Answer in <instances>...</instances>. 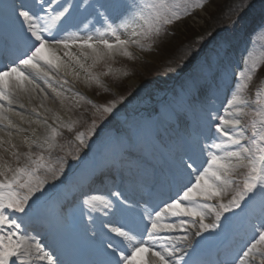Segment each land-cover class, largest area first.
<instances>
[{
    "label": "snow or ice",
    "instance_id": "1",
    "mask_svg": "<svg viewBox=\"0 0 264 264\" xmlns=\"http://www.w3.org/2000/svg\"><path fill=\"white\" fill-rule=\"evenodd\" d=\"M205 2L0 0V131L7 130L8 137L5 141L0 136V264H206L202 256L210 241L226 246L224 256L214 264H264V91L258 88L251 97L247 93L264 64L250 50L252 36L264 31V25L249 35L238 63L231 59L229 36L221 37L202 59L186 95L202 92L219 98L224 94L226 99L218 108L198 106L190 99L179 102L191 115L188 131L176 143L173 162L152 173L146 196L137 199L124 189L100 194L89 183L91 172L99 166L89 161L100 139L98 129L103 130L101 123L127 96L95 104L75 92L76 106L79 99L87 100L99 120L76 130L78 120L59 123L57 116L48 124L45 118L50 131L30 142L25 137L28 151L21 153L12 142V129L25 131L13 123L14 117L24 120L14 104L24 95L30 98L35 89L44 92L33 76L58 98L68 99L65 92L78 82L107 91L101 77L113 70L108 66L96 72L98 64L117 55L135 59L130 51L133 45L151 50L145 41H153ZM82 12L94 16L95 22L81 21L83 28L74 23ZM238 23L239 17L229 27ZM83 30L85 35L80 34ZM91 32L95 34H87ZM204 39L198 38L197 43ZM185 62L182 57L178 67ZM32 111L42 115L35 108ZM245 117L249 119L242 123ZM65 129L74 133L66 142L72 148L60 142ZM127 145L124 137L103 144L98 152L100 165L110 169L131 165L125 156ZM69 160L82 166L79 175L68 174ZM58 186L66 191L51 209L50 222L59 243L54 240L46 248L22 225L26 218L49 211L43 201ZM66 202L72 205L67 212ZM73 208L78 217L72 215ZM77 219L92 251L87 260L80 258L83 246L72 234Z\"/></svg>",
    "mask_w": 264,
    "mask_h": 264
},
{
    "label": "rangeland",
    "instance_id": "2",
    "mask_svg": "<svg viewBox=\"0 0 264 264\" xmlns=\"http://www.w3.org/2000/svg\"><path fill=\"white\" fill-rule=\"evenodd\" d=\"M89 2H97V0H89ZM98 2L104 3L107 0H98ZM257 2V7L249 8L248 11L242 13L239 17L241 7L234 5L232 0H206L204 7L193 8L189 15L183 16L167 26L153 41H145L146 47L149 44L151 45V50H142L133 45L130 51L135 59L117 55L113 59L98 64L94 69L96 72H104L108 66L113 70L112 74L101 77L108 88L107 91L97 87L95 84L89 88L78 82L70 85L72 88L71 92H65L68 99L58 98L52 89L43 83L44 88L42 82L40 84L39 80H35L32 77L35 83L44 89V92H40L39 89L33 91L32 99L34 101L30 108L33 120L26 115L23 116L24 120L21 122H17L18 120L13 121V123L18 125V128H22L25 131L20 132L17 129H12V142L17 145L21 153L28 151L24 143L25 137L30 142L32 139L37 138L38 135L43 138L50 131L44 123L45 118H47L48 124H53L57 116L59 117V123L78 120L80 123L76 130L86 129L92 119L99 120V116H93L95 109L93 104L88 103L87 100L75 97V99H79V106H76L73 97L75 92L81 93L95 104H104L121 95L127 96V100H129V102H125L127 105L124 103L119 104L113 114L101 123L103 130L100 131L98 129L100 139L96 141L93 152L89 153V159H98L99 149L112 138L124 137L129 141L132 128H139L145 123L156 121L160 117L162 109L178 105L181 100L190 99L195 102L199 98H197V95H186L191 85L190 81L192 82L194 77H196L194 70L189 74L190 70L194 67H199L202 59L221 37H232V43H237V46H235L237 55L241 54L248 42L249 35L260 28L261 25H264V0H258ZM188 3L194 4L196 0H188ZM245 14L248 15L247 18ZM236 16L239 17V23L236 27H229L232 21L237 20ZM235 17L236 19L233 20ZM89 20L94 23L95 17L90 15ZM83 22H87V19H83ZM217 23L223 27L218 33L215 30ZM241 25L242 32L240 31ZM96 27L103 31L100 26L96 25ZM209 33H212L211 37H208L207 34ZM80 34L85 35L86 30L81 31ZM87 34L94 35L95 33ZM121 37L127 38L123 32H121ZM200 37L205 38L203 43H197ZM195 49H199V51H195ZM250 50L254 58L258 60L264 59V31H256L252 36ZM182 57H184L186 62L184 67L180 68L178 65ZM192 63L193 65H191ZM183 75L184 77L182 78ZM57 79L59 80L61 77L57 76ZM258 88L264 91V64L258 69L247 89L248 95L251 97ZM59 90L65 91L64 88H59ZM44 93H47V97H45ZM62 100L63 103H61ZM220 101L224 100L221 99ZM220 105L221 103H219V107ZM33 108L42 115L38 117L33 113ZM246 111H251V109H246ZM248 119V117H245L242 123L247 122ZM33 130L37 133V136H33ZM173 131L176 132L178 129L173 126L169 133ZM73 135L74 133H69L66 129L63 130V136L59 138L60 142L65 144L66 148H72L73 145L66 142L70 141ZM0 136H3L5 141H7V130L0 131ZM93 139L95 140L96 138L94 137ZM163 143L165 144V142ZM4 147H8L7 143H5ZM2 151L3 149H0V152ZM33 151H36V149L33 148ZM4 155L6 159H11L8 153H4ZM69 164L72 166V171L68 174L75 177L78 171L82 169V166L72 160H69ZM59 189L60 186L51 189L49 195L43 201V206L49 211L53 208L54 202L59 196ZM73 213L76 214L75 209H72Z\"/></svg>",
    "mask_w": 264,
    "mask_h": 264
},
{
    "label": "bare ground",
    "instance_id": "3",
    "mask_svg": "<svg viewBox=\"0 0 264 264\" xmlns=\"http://www.w3.org/2000/svg\"><path fill=\"white\" fill-rule=\"evenodd\" d=\"M87 13L88 12H82L81 14H79L76 17V20L81 16L87 15ZM74 51H75V49H74ZM198 71H199V69H198ZM33 78H35V80H39L34 76H33ZM202 81H204V83H205L204 78ZM39 82L41 84L40 80H39ZM202 85H203V83H202ZM42 86L44 87L43 83H42ZM53 86H56V84H53ZM200 93L201 92H197L195 95L200 94ZM32 97H33V92L30 94V98H29V95L22 96L19 100V103L14 104L13 107H14L15 111L20 112L22 116L28 115L27 117H29L30 119L33 120V117L31 116V112H30V108L32 107L31 104L34 101L32 99ZM201 97L202 96H199L200 99H197V101L195 100V102L194 101L193 102L195 104H197L198 106H203L205 108H213V106H215L216 108L219 107V104H218L219 102L217 101L218 98L213 96L211 93H209L208 95H206L203 98H201ZM219 97L224 98L225 95L220 94ZM187 101L188 100L186 99L185 102H187ZM20 104H23V107H20L19 106ZM184 113L185 112H184L183 108L180 106V104L174 105L171 108L162 109L160 117L156 121L145 123V124H143V126H141L139 128H134V129L132 128L130 140L128 141L125 156L127 158H130L131 161H133V164H131L130 166L125 164L124 169H122L126 173L135 175L133 177H129L128 180H130L131 182H135L136 184L140 183L141 186H145L147 184V180L149 179V177L152 178V173L154 171L159 170L161 168L168 167L173 162L176 143H177L178 139L185 136L186 132L188 131V126H187L186 132L184 131V128L178 129V131H176V132L173 131V132L167 133V134L165 132L169 126L176 125V128L179 127V124H178L179 120H177V119L179 117H182L184 115ZM173 114H175V115H173ZM188 117H191V115H189ZM15 120H18L17 122L22 121L19 117H14L13 121H15ZM183 120H184V122H186V118H184ZM36 134L37 133L35 132V135ZM38 137L41 138L40 135H38ZM160 137H161V139H165L167 141V144H165V147H163V145H164L163 140H161V142L157 141L158 139H160ZM160 143H162V144H160ZM137 150H141V152L144 153L145 156L140 158V155H139L140 152ZM129 152H133L134 154H131V153L127 154ZM154 155L159 157L161 159V162H157V164L151 162V159H153ZM138 158H140V159H138ZM97 165L102 166V165H100V162ZM96 168H98V166L95 167V169L91 172L89 183L94 190H96L98 193L101 194L105 190L103 191V189L102 190L100 189L99 186H103V185H99V183L96 182V181H99L98 180L99 178L94 179V176L97 177L98 174L100 176V175H102V173H101V171H99V173H97ZM81 171L82 170L78 171V174H76V176L79 175L81 173ZM113 172L114 173L115 172L120 173V171H118L117 169H115V170L110 169L109 172L106 174L108 177L104 176V179H106V177H107L109 180H112L113 177H111L109 175L113 174ZM134 177H135V179H134ZM105 182H106V184L108 183L107 181H105ZM106 187H107V185H106ZM119 187H121L120 184H119ZM137 190L140 192L141 188L139 187ZM65 191H66V188H64V187L62 189H60V198L58 199V201L63 199ZM127 192H129L128 194L133 195L135 198L139 199L137 197V193L135 196V193H133L132 191L127 190ZM139 197H141V196H139ZM69 200H71V197H69ZM71 207H72V205L70 203H67V202L65 203V211L66 212ZM75 211L77 212L76 216L78 217V210L75 209ZM73 216L76 217L75 215H73ZM210 219L211 218H209L208 222H210ZM78 221L79 220L77 219L74 222L75 227L72 228V234L76 239H78L81 242L82 246H89V243L84 236L83 223L80 222L78 224ZM105 222H107V221L105 220ZM44 224H46V223H43L42 225L37 224V225L33 226V227H35V229L41 230L45 234V236L44 235L42 236V241H40V242L43 243L46 248L49 247V245L52 244L54 240L58 244L59 243L58 239L53 240V239H50L49 237H47L48 235H53L54 232L52 229H48V228L43 227V226H45ZM98 224H99V221H98ZM98 224H97V226H98ZM30 234H32V233H30ZM32 235H34V234H32ZM39 235H41V234L39 233ZM196 239H198V238H196ZM219 242H221V241H218V243L214 242L215 245H213V248L210 251L211 252L210 254L206 253L205 251L203 252L202 259L204 261H206V264H214V262L219 261L224 256L226 246L223 242H222V244H220Z\"/></svg>",
    "mask_w": 264,
    "mask_h": 264
},
{
    "label": "trees",
    "instance_id": "4",
    "mask_svg": "<svg viewBox=\"0 0 264 264\" xmlns=\"http://www.w3.org/2000/svg\"><path fill=\"white\" fill-rule=\"evenodd\" d=\"M227 1V0H226ZM258 0H232V2H234V5H237V6H240L241 7V13L238 15L239 17L241 16L242 13L248 11L249 8H252L254 7L258 2ZM237 17V16H236ZM236 17L233 19L235 20ZM229 24V23H228ZM227 24V25H228ZM226 25V26H227ZM224 26V27H226ZM223 27H221L218 23H217V28L215 29L216 30V33L220 30H222ZM191 40V39H190ZM194 63V62H193ZM193 63L191 65H193ZM184 73V71H183ZM182 73V74H183Z\"/></svg>",
    "mask_w": 264,
    "mask_h": 264
}]
</instances>
